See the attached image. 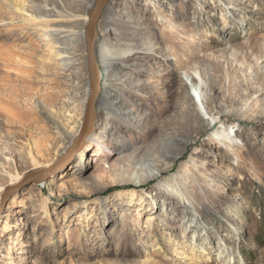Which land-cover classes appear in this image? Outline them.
I'll use <instances>...</instances> for the list:
<instances>
[{
  "label": "rangeland",
  "instance_id": "1",
  "mask_svg": "<svg viewBox=\"0 0 264 264\" xmlns=\"http://www.w3.org/2000/svg\"><path fill=\"white\" fill-rule=\"evenodd\" d=\"M94 2L0 0V264H264V0H107L81 131Z\"/></svg>",
  "mask_w": 264,
  "mask_h": 264
},
{
  "label": "bare ground",
  "instance_id": "2",
  "mask_svg": "<svg viewBox=\"0 0 264 264\" xmlns=\"http://www.w3.org/2000/svg\"><path fill=\"white\" fill-rule=\"evenodd\" d=\"M97 1V0H95ZM96 3V2H94ZM95 6V5H94ZM93 6V7H94ZM92 7L89 8V10L91 9ZM103 9V8H102ZM102 11V10H101ZM125 11H122V13H124ZM128 17L131 19L132 16H131V13H128ZM85 20V24H86V18H84ZM82 25V29H85L86 26ZM97 24L98 26H104V29L103 30H106V25H105V21H100V19L97 21ZM36 28V27H35ZM35 28H32V29H35ZM49 35H45V38L46 39ZM138 43L135 44V51H142V50H147L149 47L151 46H148L144 41H137ZM101 49L99 50V53H100V57H101V61L98 63V74H99V91H98V94H97V99L96 101L99 99V98H102L103 96V93L109 89L111 86L109 85V83L105 80V76L106 73H107V70H108V67L110 65V61L112 59V57L115 55L114 51L113 50H109L106 46L107 44H101ZM116 47L118 49L121 48V46L116 43ZM125 47V46H124ZM153 47V46H152ZM122 50L125 49V48H121ZM128 51H131L130 48H128L127 50H124L123 53L126 54ZM141 54V53H140ZM60 55H62L63 57L61 58V65H62V69H64L65 71H69L71 69V66L76 64V63H80L81 62V57L79 56V54L77 53V51L72 48L71 46H66L65 47V50L62 52V54L60 53ZM97 57V56H96ZM78 63V64H79ZM124 65V64H123ZM88 66V65H87ZM120 68V67H119ZM119 68L117 67V69L119 70ZM121 69V68H120ZM80 71V70H79ZM78 71V72H79ZM89 74V72H88ZM79 77L80 75L78 76H75L74 78L76 79V81L79 80ZM115 90V89H114ZM111 91V89H110ZM116 91V90H115ZM89 92H90V82H89V87L87 88V94L86 96L84 97V101H87L88 100V97H89ZM17 94V93H16ZM14 94V96H10V95H6L3 97V106L0 105V115L3 116L4 118H7L10 122H15V120H18V116L19 115H25L24 113H21L20 110H25L26 111V106L23 104V102L20 101V96L17 94ZM203 91L201 90L200 93L198 94L199 95V98H201V101L202 99L204 98L205 95H203ZM2 98V97H1ZM6 98V99H4ZM23 100V99H22ZM1 101V99H0ZM26 101V100H25ZM95 101V102H96ZM96 107V106H95ZM207 109L205 108V114H206V111ZM84 117H85V114H84ZM211 120L214 119L215 117H211ZM96 112L94 114V118H93V122H92V126H94V123L96 122ZM83 121H84V118L82 120V123H81V131H83ZM91 126V127H92ZM90 127V128H91ZM80 131V132H81ZM79 148L80 149V146L78 145L76 147V149ZM78 149V150H79ZM77 150V151H78ZM61 157V156H60ZM39 182V181H38ZM141 182V181H140ZM173 253H177L176 250L173 251Z\"/></svg>",
  "mask_w": 264,
  "mask_h": 264
},
{
  "label": "water",
  "instance_id": "3",
  "mask_svg": "<svg viewBox=\"0 0 264 264\" xmlns=\"http://www.w3.org/2000/svg\"><path fill=\"white\" fill-rule=\"evenodd\" d=\"M107 0H97L95 6L92 7L88 12V24L86 26V50L88 59V72L90 82V92L88 101L86 103L85 117L83 121V131H86L92 126L94 114H95V101L99 91V74H98V63L95 53V42L97 39V21L100 16L101 10ZM57 164L47 169L32 172L27 174L21 185L37 183L45 179L50 172L56 168Z\"/></svg>",
  "mask_w": 264,
  "mask_h": 264
}]
</instances>
